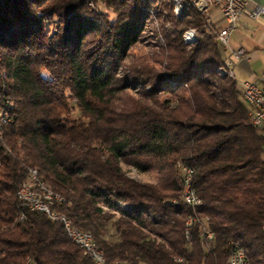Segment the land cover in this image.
I'll use <instances>...</instances> for the list:
<instances>
[{
	"label": "trees",
	"instance_id": "obj_1",
	"mask_svg": "<svg viewBox=\"0 0 264 264\" xmlns=\"http://www.w3.org/2000/svg\"><path fill=\"white\" fill-rule=\"evenodd\" d=\"M154 1L104 0L111 21L87 0H0V111L9 117L0 134V264H95L61 221L22 201L29 167L108 260L230 264L237 245L264 264V131L222 73L220 19L206 23L194 6L174 14L162 53L137 56L120 73ZM188 27L198 30L192 42ZM132 85L144 88L135 95ZM121 161L161 177L141 181ZM183 165L198 205L183 200Z\"/></svg>",
	"mask_w": 264,
	"mask_h": 264
},
{
	"label": "rangeland",
	"instance_id": "obj_2",
	"mask_svg": "<svg viewBox=\"0 0 264 264\" xmlns=\"http://www.w3.org/2000/svg\"><path fill=\"white\" fill-rule=\"evenodd\" d=\"M87 2L90 7L97 9V11L101 12L104 16L109 17L111 21L116 19V13L111 7H107L104 0H87ZM193 6L200 10L198 1L196 0H155L154 3H152L149 7V14L147 15L144 26L140 31L138 38L126 49L124 60L125 65L122 67V71L120 73H123L126 66H129L132 63L133 59L137 56L144 55L153 61L157 54H161L163 47L166 45L165 32L171 29V27L173 26V15L175 14L177 18H179L184 12H186V10H189ZM204 13L205 16H207L205 17L206 23L213 24L214 21L217 20H214L212 18L214 12L209 11ZM58 25L59 19L57 17H54L48 20V22L46 23V28L48 31L53 32L58 29ZM218 26L219 28L217 29V31H219V29L223 26L221 20L219 21ZM182 35L183 39L186 42H192L198 35V30L194 27H188L183 30ZM259 35V31H257V33L254 35L250 34L251 40L250 42L248 41V43L251 45ZM259 51L260 53L257 59H255L256 63L254 64V68L257 71H263L264 47H261ZM143 88L144 87H142L141 85H132L129 90L133 94L139 95V90H142ZM70 101L75 105V101H73L71 98ZM10 104L12 105L13 103L10 102ZM2 114H4V112L0 111V116ZM78 114V110L74 106L72 116H78ZM121 164L124 170L130 176L141 181L156 182L161 177V172L157 169L142 170L135 165L126 163L124 161H121ZM177 166H179V163H177ZM113 212L116 213V216L119 215V213L115 211ZM113 231L114 230L111 229L112 233Z\"/></svg>",
	"mask_w": 264,
	"mask_h": 264
},
{
	"label": "built area",
	"instance_id": "obj_3",
	"mask_svg": "<svg viewBox=\"0 0 264 264\" xmlns=\"http://www.w3.org/2000/svg\"><path fill=\"white\" fill-rule=\"evenodd\" d=\"M201 1L206 12H214L212 18L214 20L220 19L223 26L217 31V39L223 47L224 57L227 59L228 63L232 66V71L234 72L235 59L241 58L245 53V48L240 47L238 49H233L230 45V36L232 30L236 27L240 16L243 13H247L252 18H257L260 15H264V0H196ZM245 100L249 104V114L252 123L264 131V81L259 79H246L242 81L241 90ZM10 120V119H9ZM0 125V134H1ZM28 174H33L35 176V170L29 168ZM182 174L186 186L189 188V196L187 201L188 204H194L191 200V192L193 189L189 185V167L183 165ZM25 181L23 182V189H18V194H27L29 192L25 190ZM58 201V200H56ZM36 203V201H34ZM26 205V204H25ZM41 211H45L46 208L42 207ZM24 215V214H23ZM56 216H63V214H55ZM64 223V222H63ZM200 231H204L207 237H211L209 230H207L204 225H201ZM69 236L75 237L77 242L85 244V250H90L93 252L99 251L94 249V245H90V237L87 235L77 234L75 231L69 229ZM232 258H235L237 264H251L249 258L247 257L245 251L241 250V247H234L232 251ZM101 261H109L112 264H122L118 259L108 260L100 259ZM32 264V261L30 262Z\"/></svg>",
	"mask_w": 264,
	"mask_h": 264
},
{
	"label": "bare ground",
	"instance_id": "obj_4",
	"mask_svg": "<svg viewBox=\"0 0 264 264\" xmlns=\"http://www.w3.org/2000/svg\"><path fill=\"white\" fill-rule=\"evenodd\" d=\"M198 5H199V8L201 11L206 12L201 1H198ZM221 69H222V73H225V74L229 75L230 77L234 78L232 66L230 65V63H228L227 59L225 60V63ZM239 86L242 90V83L239 84ZM8 118H9L8 116H6L5 114H2L0 116V125L2 126L3 123H5V121L8 120ZM31 170H35V176H33V174H29V176L27 177V179L25 181V190H26V192H29L30 195L19 194L22 201L27 206H29L30 208L38 209L40 211H41V209H40L39 204H41L42 207L46 208V210L44 212H46L50 216V218H52V219H55V214H63V216H56V220H59L62 223L64 222L63 224L65 226V229H66L68 235H69V229L75 231L77 234L87 235L90 237V245H94V249L99 250L96 252H93L90 250H85V244L84 243L77 242L75 237L70 236V238L72 240H74L77 244H79L83 248L85 253H87L88 255H90L92 257L94 263L95 264H112V263H109V261H101L100 260V259H107V257L105 255L104 249L98 245V243L94 239L91 232H89L88 230H85L83 228L75 226L72 223V220L70 219V217H68L65 213H63V212H61L55 208L56 205H60V204L64 203V201H65L64 196L60 193L54 192L53 190L49 189L42 180L38 179L36 169L32 168ZM192 172H193V170L189 169V185H190ZM19 189H23V183L20 185ZM188 196H189V188H188V186H186V183H185V187L183 190V200L187 201ZM56 200H58V201H56ZM191 200L194 202V204H190V205H198L201 203V198L195 192H191ZM34 201H36V203H34ZM193 220H194V217H190L186 221V232L187 233L189 232V228H190V225L193 222ZM210 235H212L211 232H210ZM241 250H243V249L241 248ZM229 263L230 264H237L235 258H232V253L229 257ZM27 264H30V260ZM143 264H145V263H143Z\"/></svg>",
	"mask_w": 264,
	"mask_h": 264
},
{
	"label": "crops",
	"instance_id": "obj_5",
	"mask_svg": "<svg viewBox=\"0 0 264 264\" xmlns=\"http://www.w3.org/2000/svg\"><path fill=\"white\" fill-rule=\"evenodd\" d=\"M257 31L260 35L250 45V34H256ZM230 45L233 49L240 47L245 48L244 55L235 59L234 65V79L238 84L246 79H259L264 81V70L257 71L255 67V59H257L261 47H264V15L257 18L250 17L247 13H243L236 27L232 30L230 36ZM255 61V62H254Z\"/></svg>",
	"mask_w": 264,
	"mask_h": 264
}]
</instances>
